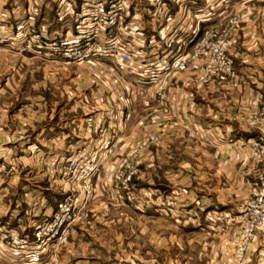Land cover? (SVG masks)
I'll return each mask as SVG.
<instances>
[{"label":"rangeland","instance_id":"374dc122","mask_svg":"<svg viewBox=\"0 0 264 264\" xmlns=\"http://www.w3.org/2000/svg\"><path fill=\"white\" fill-rule=\"evenodd\" d=\"M81 1L0 0L2 176L18 175L26 187L44 188L57 201L52 213L59 201H75L68 233L60 242L74 244L76 264H264V90L257 93L258 121L250 125V137L238 122L223 118L221 124L209 122L205 137L172 138L162 117L157 133L147 136L133 135L132 129L118 136L105 126L97 131L101 135L76 145L68 146L70 137H63L57 153L38 143L36 133L43 124L53 130L60 121L61 129L69 131L73 117L108 113L98 92L106 74L97 69L120 64L106 58L80 59L74 55L80 46L72 56L63 53L75 43ZM129 2L133 15L151 1ZM222 17L221 30L204 34L209 32L211 40L231 38L225 52L233 59L235 73L238 41L233 30L239 15L229 9ZM139 18L136 15L139 43L153 48L162 63L168 41L173 40L168 49L172 53L181 41L166 34L165 25L155 26L159 33L147 40L153 24ZM51 40H57L60 51L39 46ZM198 40L187 47L184 43L180 52H192ZM215 42L209 37L200 56L188 64H201L206 84H224L234 75L221 79L216 74L222 58L221 44ZM167 71L149 80L164 85ZM222 88L224 99L230 89ZM158 94L164 96V91ZM119 109L115 105L114 112ZM28 142L34 144L28 147ZM53 175L63 181L51 185ZM17 188L9 193L13 202L21 196ZM16 206L23 210L24 203ZM15 218L4 227L18 226Z\"/></svg>","mask_w":264,"mask_h":264},{"label":"crops","instance_id":"0c3cea01","mask_svg":"<svg viewBox=\"0 0 264 264\" xmlns=\"http://www.w3.org/2000/svg\"><path fill=\"white\" fill-rule=\"evenodd\" d=\"M150 1L146 10L133 11L145 25L153 24L154 28H149V38L146 39L150 41L159 33L155 26L165 25L166 34L177 38L181 45L187 42L186 47L198 40L206 30H221L222 13L235 10L239 19L233 30L238 41L237 49L233 51L234 75L224 84L221 81L206 84L202 77L203 68L197 61L184 69L167 71L163 85L160 80H149L150 77L131 71L121 76L120 68H98V73L106 74L105 82L101 84L102 90L98 92L102 94L103 104L108 106V113L90 115L85 119L73 117L69 131L61 129L60 121L54 124L53 130L47 129L44 124L39 126L37 141L48 152L61 150L63 137H70L68 146L76 145L84 142V138L101 135L97 131L105 126L118 136L128 129H132L136 136L151 135L153 131L156 134V124L162 117L166 134L172 138L205 137L209 122L221 124L223 118L238 122L242 132L250 137V125L254 124V120L258 121L257 93L264 90V0ZM143 15L147 16V21L141 18ZM223 86L224 90L230 89L229 96H224V99ZM161 91H164V96H159ZM115 105L120 106L118 112H114ZM31 144L34 143L28 142V147ZM13 168V173H16L17 168ZM53 169L56 170L55 163ZM17 176L3 177L0 173V223L7 226L9 218L16 217L14 223L18 226H10L18 231L22 229L24 236L34 239L35 225L51 215L57 201L38 185L26 187L27 184H20ZM49 180L51 185L63 181L55 175ZM13 186L21 192L16 202L9 196V193H13ZM21 201L24 203L23 210L16 206ZM73 245L72 242L55 241L49 246L40 247L35 257L25 252L20 258H12L1 250L0 264H23L25 261L27 264H76V257L71 254ZM65 250L70 254L67 255Z\"/></svg>","mask_w":264,"mask_h":264},{"label":"built area","instance_id":"2783aa9c","mask_svg":"<svg viewBox=\"0 0 264 264\" xmlns=\"http://www.w3.org/2000/svg\"><path fill=\"white\" fill-rule=\"evenodd\" d=\"M78 9L76 12L77 37L74 45L63 52L65 55L72 56L76 53L75 47L80 46L82 50L74 54L75 56L80 59L106 58L115 60L120 64L121 76H125L131 71L139 76L155 77L163 75L164 70L186 68L191 59L200 56L203 48L208 45L210 37V43L219 41L221 44L219 57L222 58V64L216 68V74L221 79H227L234 74L233 59L225 52L231 40L227 35L222 36L221 39L218 37L216 40H211L213 36L206 32L201 38L199 37L196 49L190 53L180 52L181 44L178 45L175 53H172V50H168L173 41L170 39L163 50L162 63H158V60L155 59L157 52L153 48H144V44L139 43L141 39L139 33L141 32L138 31L136 14L130 15L131 3L129 0H82ZM129 16H132V19H128ZM125 33H128V36ZM39 46H50L56 49L55 51L61 50V45L57 40H51L48 44L47 41H44ZM209 70L213 72L212 67H209ZM74 206V200L59 201L51 216L36 226L34 239L22 236L13 227H0V249L12 258H20L25 252L27 255L35 257L40 247L60 241L68 233L67 225L73 215ZM260 218L261 221H264V211L260 213ZM27 263L25 261L23 264Z\"/></svg>","mask_w":264,"mask_h":264}]
</instances>
